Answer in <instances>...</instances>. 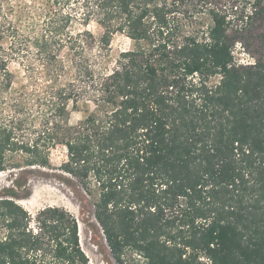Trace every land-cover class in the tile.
I'll list each match as a JSON object with an SVG mask.
<instances>
[{
  "label": "trees",
  "instance_id": "obj_1",
  "mask_svg": "<svg viewBox=\"0 0 264 264\" xmlns=\"http://www.w3.org/2000/svg\"><path fill=\"white\" fill-rule=\"evenodd\" d=\"M16 2L6 48L0 32V172L50 168L61 147L116 264H264V61L233 54L264 0ZM116 33L131 47L111 59ZM30 221L0 198V264H90L68 212Z\"/></svg>",
  "mask_w": 264,
  "mask_h": 264
},
{
  "label": "rangeland",
  "instance_id": "obj_2",
  "mask_svg": "<svg viewBox=\"0 0 264 264\" xmlns=\"http://www.w3.org/2000/svg\"><path fill=\"white\" fill-rule=\"evenodd\" d=\"M16 1L18 0H0V32L2 33L1 43L4 48L10 39V34L6 32V29L10 28L8 27L9 21L3 23L4 17H10L8 20L13 21L19 7V3ZM221 2L225 6L235 2L239 5L240 2L243 3V0H221ZM11 5L14 8L10 12ZM253 28V30L242 33L239 43L233 49L234 58L240 64H249L257 59L264 61V39L262 37L264 22L256 23ZM88 29L96 39L102 34V29L97 24H91ZM130 47L131 41L126 36L119 33L114 34L109 47L111 59L115 58L120 51ZM61 56L64 57L63 61H66V51ZM9 66V70L13 72L11 80L18 84L19 79L24 76V71L16 61H12ZM15 67L16 71L14 70ZM35 72L37 73V70ZM41 74L42 71L36 76L40 78ZM12 97L7 94L3 102L9 103V99L12 100ZM0 112L4 116L8 115L3 110ZM79 116L77 113H72L71 123L78 120ZM63 159L64 150L61 147H56L51 150L50 168L22 167L17 169L6 167L0 172V198L8 197L15 200L29 214L31 225H34V219L38 212L48 207L65 210L77 221L79 244L88 256L90 264H116L93 218L92 199L85 195L73 179L59 170ZM137 260L141 259L135 255L124 254L123 256L124 264H136ZM200 260L205 261L203 258Z\"/></svg>",
  "mask_w": 264,
  "mask_h": 264
}]
</instances>
